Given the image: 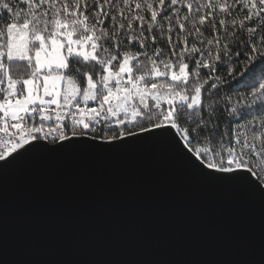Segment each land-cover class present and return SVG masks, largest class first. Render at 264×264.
<instances>
[{"label": "snow or ice", "instance_id": "1", "mask_svg": "<svg viewBox=\"0 0 264 264\" xmlns=\"http://www.w3.org/2000/svg\"><path fill=\"white\" fill-rule=\"evenodd\" d=\"M156 145L264 201V0H0V174Z\"/></svg>", "mask_w": 264, "mask_h": 264}, {"label": "water", "instance_id": "2", "mask_svg": "<svg viewBox=\"0 0 264 264\" xmlns=\"http://www.w3.org/2000/svg\"><path fill=\"white\" fill-rule=\"evenodd\" d=\"M264 201L164 145L35 156L0 174V264H260Z\"/></svg>", "mask_w": 264, "mask_h": 264}]
</instances>
